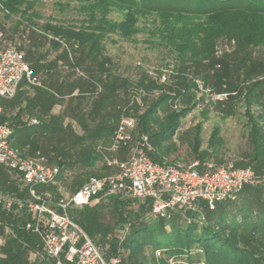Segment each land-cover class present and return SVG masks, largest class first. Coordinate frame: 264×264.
Returning <instances> with one entry per match:
<instances>
[{
	"label": "trees",
	"instance_id": "trees-1",
	"mask_svg": "<svg viewBox=\"0 0 264 264\" xmlns=\"http://www.w3.org/2000/svg\"><path fill=\"white\" fill-rule=\"evenodd\" d=\"M79 1L86 3L83 8L87 10V18L84 19L83 25L75 27L46 22L41 28L54 37L71 40L74 42V48L85 50L82 51L80 62L85 56H90L96 61V72L99 73L98 77L103 79L100 82L102 92L89 116H99L100 126L106 129V135L111 134L119 111L114 114L111 110L103 108L106 104L110 109L115 107L117 89L125 84V80L120 79L119 75L109 68V58L103 53L102 41L109 33L124 37L133 35L137 31L134 27L136 15L156 14L167 28L163 40L173 46L179 54L185 56L188 51L193 63H196L197 56L206 59L207 68H213L216 61L220 62L219 71L212 73V76H202L205 85L211 83L217 92H226L225 99L229 102H233L237 95H244L243 99L248 106L246 115L249 126L248 140L251 145L246 164H252L255 172L264 171V128L248 112L249 105L261 102L264 98V62L252 58L248 51L251 47L264 46V0ZM34 3L35 0H0V9L5 15H19L21 20L31 24ZM112 8L125 10L124 18L120 21L108 19L106 16ZM190 19L197 21L190 25ZM173 21L179 25L172 24ZM220 37L235 40V51L241 52L242 55L234 62L231 63L226 57L220 60L214 58V46ZM51 43L53 47L60 45L55 40H51ZM66 56L64 50L59 57ZM36 64L35 69L43 68L42 64ZM30 67L34 73L31 63ZM234 73L240 75L241 82L245 83L242 88L232 80ZM261 73L262 77L250 81ZM143 85L160 89L158 96L147 102L145 109L136 115L138 133L146 134L152 146L148 155L152 161L159 162L166 159L172 150H176L173 136L181 119L190 110V107L171 109L168 102L174 96H182L188 100L194 85H186L184 81H180L173 97L152 79H148ZM72 89L73 87L70 92ZM232 109L233 104L227 106L226 113H231ZM79 119L81 123L84 122L81 116ZM62 131L68 132L70 129L66 126ZM13 132L12 127V135ZM101 135L98 129L90 132L88 136L94 138ZM220 145L219 128L214 126L208 139V147L216 148ZM90 156L91 164L99 158L96 155ZM202 160L204 159H200ZM109 200L118 221L130 223L129 231L121 242L127 255L125 259L120 258L117 264H169V259L174 260V264H182L183 257L186 264H264V182L244 185L234 199L217 202L213 209H204L203 222H199L194 214H189L192 218L187 223L179 213H173L168 220L158 218L152 223L137 222V219H133L146 214L148 205H139L136 210H131L132 200L129 198L111 196ZM100 206H85L72 211V216L89 236L94 237L99 233L100 240L104 241L110 229L103 226L99 219L97 212ZM115 239L117 240L116 234L110 237L112 254L116 253ZM156 249L161 251L158 258L154 254ZM29 252L36 253L31 261L28 258ZM0 264H51L50 259L41 253L39 238L22 227V218L5 213L1 209Z\"/></svg>",
	"mask_w": 264,
	"mask_h": 264
},
{
	"label": "rangeland",
	"instance_id": "rangeland-1",
	"mask_svg": "<svg viewBox=\"0 0 264 264\" xmlns=\"http://www.w3.org/2000/svg\"><path fill=\"white\" fill-rule=\"evenodd\" d=\"M84 6H86V3L79 0H35L31 13L33 22L31 24L21 20L19 15H5L4 11L0 9V27L6 42H10L25 53V59L34 67L35 72L33 75L40 83V85H29L22 81L18 88H22V94L26 90H30L31 94H34L36 90H40L45 94H52V97H50L53 98L55 103L53 112H45L41 115H47L46 119H49L50 124L55 127L53 131L48 130L49 135L46 138L44 137L45 135H42V139L44 141L47 139L49 143L44 148L48 162L57 164L61 171L64 172L65 175L63 176H66L63 177L64 180H61L62 182L60 181L59 184L62 188H66L68 192L74 189L77 181L84 182L92 174L102 175L110 171L106 165H101L99 162L96 163V166L100 167V170H96V172L79 162L80 154L78 149L81 148L83 153L96 155L94 145L98 140L105 138L86 137V139H80L79 137L84 131L79 117L81 116L84 123H87L88 126L94 122V119L89 116L90 108L94 104V87L92 86V89L83 96L72 95L69 89L70 84L79 81L87 82L86 80L92 79L96 84H99L103 79L98 77L99 73L96 72L98 71V65L92 57L85 56L81 62L79 61L85 50L74 48V42H71V40L62 39V42L69 48L72 58L70 59L68 55L59 57L64 50L66 51L65 46L60 43V45L53 47L51 39L47 35L48 33H45L41 26L46 22H56L65 26L79 27L83 25L84 19L87 18V10L83 8ZM124 16L125 10L112 8L106 17L120 21ZM195 21L197 19H190L188 24L191 25ZM176 23L172 22V24L179 25ZM164 25L156 14L136 15L134 27L137 31L133 35L124 37L117 33H109L103 39V53L109 58V68L111 67L119 75L120 79L125 80V84L116 93L115 107L111 108L112 112L115 114L116 111L126 107V112L135 117L143 111L147 102L157 96H152V90L160 91L159 88L144 86L143 83L148 79L156 81L159 84L158 86H161L163 91L171 94L172 97L180 81H184L186 85L192 83L194 86L189 92L188 100L182 96H174L168 102L171 109L180 110L184 107H190V110L181 119L179 128L173 136L172 140L176 150H172L166 160L186 165L193 160L213 159L216 162L230 161L252 168V164H246L251 145L248 140L249 126L247 124L248 116L246 115L248 106L243 99L244 95H237L233 102H229L225 98L223 101H212L207 96H204L193 82V78L203 81L202 76L204 74L212 76V73L219 71L220 62L216 61L213 68H207L206 59L197 56L196 63H193L190 60L188 51L185 56H182L173 46L163 40L167 34V28ZM235 50H237V46L234 39L220 37L215 43L213 56L216 60L226 57L232 63L237 57L242 55L241 52H236ZM248 51L252 58L264 62V46L251 47ZM36 63L42 64L43 68L37 67L35 69ZM64 65H67V68ZM76 66L87 76L85 79L76 75L73 70ZM162 69L171 70V72L167 73L164 83H159L156 78H159L162 74ZM262 75V73L258 74L250 81L257 80ZM232 80L236 81L238 85L240 84L241 88L245 85V83L241 82V76L237 75V73L232 75ZM57 85L59 86L57 87ZM204 86L208 87L212 92H217L211 83L208 85L204 84ZM133 88H144L146 91V95L141 99L142 106L137 103L128 106L130 92ZM53 93H56L58 97L54 96L55 94L53 95ZM232 104L233 111L226 113L227 106ZM248 112L264 128V98L261 102H253L249 105ZM41 120H43L42 117ZM63 123L69 126L70 131L66 132L57 128L62 127ZM198 125L199 127H196ZM214 126L219 128L221 145L216 148H210L208 147V139ZM43 128L41 124L30 125L28 127L29 134H38L43 131ZM85 132L87 133V131ZM53 133L56 137L53 136ZM55 138L56 142H53ZM195 139H197V142H195ZM14 146L15 144L11 145V147ZM203 152L206 153L202 155ZM98 159L101 160L100 158ZM5 173L10 178L11 174L4 165H1L0 176L5 175ZM256 174L264 176V171L256 172ZM56 186L52 185L45 188L59 196ZM43 188V185L36 187L38 191ZM109 199L110 197L97 203L101 205L98 207L97 212L99 219L103 226L110 229L109 235L104 241L100 240L101 236L99 233H96L92 238L98 242L106 241L110 244V237L114 234L118 236L122 223L118 221V216L113 210V205ZM131 206V210L138 208L137 205ZM136 219L137 222L142 223H152L156 220L145 214L141 218L138 217L133 220ZM145 251L149 253L148 250ZM126 255L127 251L122 247L120 257L125 259ZM181 261L184 262L182 264H186L185 257L181 258ZM125 264L129 263L125 262Z\"/></svg>",
	"mask_w": 264,
	"mask_h": 264
},
{
	"label": "built area",
	"instance_id": "built-area-1",
	"mask_svg": "<svg viewBox=\"0 0 264 264\" xmlns=\"http://www.w3.org/2000/svg\"><path fill=\"white\" fill-rule=\"evenodd\" d=\"M47 35L62 43L68 57L72 58L62 39ZM73 70L76 75L86 77L77 66ZM170 72L162 69L156 79L164 83ZM33 74L24 53L6 42L0 27V98L12 99L22 81L40 85ZM193 82L212 101H222L227 96L226 92H212L198 78H193ZM152 91V96L160 93ZM144 95V88H133L128 106L135 103L142 106ZM29 122L38 124L39 120L32 117ZM11 135V124L0 121V166L6 167L11 180H17L14 191L0 188V209L22 218V227L39 238L41 253L51 264H117L120 261L121 242L129 231L128 221L121 224V234L116 235V253L112 254L109 243L93 239L72 216V211L92 206L100 200L111 196L125 197L132 200V205H148L145 215L155 219L168 220L173 213H179L187 223L192 218L189 214L203 222L204 209H213L217 202L234 199L244 185L264 182V176L256 174L251 167L236 166L230 161L193 160L186 165L166 159L152 161L148 155L152 150L148 136L137 132L136 116L129 115L123 107L108 141L94 146L95 154L110 171L90 175L73 192L59 187L57 196L49 189L38 191L36 187L55 185L60 167L49 163L39 152L29 156L11 147ZM122 149L128 151L124 158L112 155ZM154 254L160 257V249ZM35 256L36 253H30L31 259ZM168 262L175 263L172 259Z\"/></svg>",
	"mask_w": 264,
	"mask_h": 264
},
{
	"label": "crops",
	"instance_id": "crops-1",
	"mask_svg": "<svg viewBox=\"0 0 264 264\" xmlns=\"http://www.w3.org/2000/svg\"><path fill=\"white\" fill-rule=\"evenodd\" d=\"M24 55H25V53H24ZM64 67L67 68V65H64ZM86 77H84L82 79H85ZM58 86L59 85H57V87ZM92 86L94 87L93 88L94 89V91H93L94 104L92 105L90 110L93 109V107L96 103V100L98 99L99 95L102 92L101 83L96 84V82H94V80L90 79L87 82L79 81V82L70 84V86H69L70 88L73 87L72 91L70 92V93H72V95L76 94V95H81V96L86 95L92 89ZM98 87L100 88L99 91H98ZM28 88H29V86H28ZM80 88H81V90H80ZM21 89L22 88L17 89L16 95L12 99L0 98V121H2V120L3 121H9L11 123L13 129H14L13 135H11V138H10V145L13 146V144H15V146L13 148L19 150L24 155L33 156V155H35V153L39 152V153L46 156L44 148L46 146H48L49 143L47 142V139H45V141L42 139V135H45L44 137L46 138L47 135H49L48 130L50 129L51 131H53L55 126L54 125L52 126V124H50V120L46 119L47 115L42 116L41 114L42 113L44 114L45 112H50V113L53 112V108L55 106V103L53 101V98H51L52 94L51 93L45 94L44 92H42L40 90H36V92L34 94L33 93L31 94L30 90H26V91L24 90L25 93L22 94ZM117 91H118V89H117ZM54 94H56V93H53V95ZM54 96H56V95H54ZM103 109L111 110L107 104ZM103 109H101L102 112L104 111ZM32 117L37 118L39 120L40 124L43 125V127H44L43 131H42L43 134H42V132H40L38 134L37 133L36 134L35 133L29 134L28 127L30 125H34V124H30V122H29L30 118H32ZM41 117L43 118V120H41ZM93 119H94V122L89 126L87 123L85 124L84 122L83 123L80 122L84 131H82L83 133L80 134L79 137L81 139H84V138L86 139V137L87 138H93V137L88 136L89 133L94 132L95 130L99 129L100 132L102 133V135L99 137L98 136L94 137V138H97V139L98 138H105V140L103 141L102 139H100L97 141L96 144L107 142L110 135H106V129L100 126L101 124L99 123V116L96 115L93 117ZM66 126L69 128V126L67 124H64V123L62 124V127L66 128ZM62 127L60 126L57 128L60 130H63L64 128H62ZM98 127H101V128H98ZM85 131H87V133ZM53 136L56 137L54 133H53ZM103 136H105V137H103ZM53 142H56V138L54 139ZM78 153L80 154V156L78 158L80 163L85 164L89 169L95 170V172H96V170L97 171L100 170V167H97L96 163L99 162L101 165H103V162L101 160L97 159L93 162V164H91V162H90L91 156L90 155H92V154L85 153V152L83 153V150L81 148L78 149ZM127 153H128L127 150L122 149V150L115 151L112 155L114 157H117V158H124L127 155ZM63 175H65V174L60 169V173H59L58 178H57L59 180L55 184V185H57L56 191L59 187H61L59 184L60 181L64 180L63 177H66ZM92 175H98V174H92ZM81 183L82 182L77 181V184H75L74 189L70 190L69 192H73ZM16 185H17V180H15V179L11 180V178L7 177L6 173H5V175L0 176V188L1 189H3V190L7 189V191H9V190L14 191L17 188ZM45 189H47V188L44 187L43 189H41V191L45 190ZM30 253L31 252H29L28 258L31 261L33 259H31L32 257H30Z\"/></svg>",
	"mask_w": 264,
	"mask_h": 264
}]
</instances>
